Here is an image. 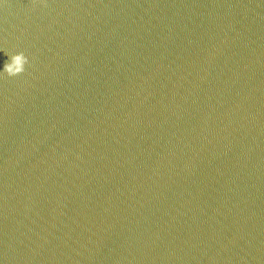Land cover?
Instances as JSON below:
<instances>
[{"label":"clouds","instance_id":"clouds-1","mask_svg":"<svg viewBox=\"0 0 264 264\" xmlns=\"http://www.w3.org/2000/svg\"><path fill=\"white\" fill-rule=\"evenodd\" d=\"M28 63V57L21 52L14 53L10 63L5 64L0 70V76H15L25 71V65Z\"/></svg>","mask_w":264,"mask_h":264}]
</instances>
